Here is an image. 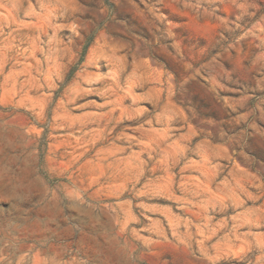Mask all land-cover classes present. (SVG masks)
<instances>
[{"label":"rangeland","instance_id":"374dc122","mask_svg":"<svg viewBox=\"0 0 264 264\" xmlns=\"http://www.w3.org/2000/svg\"><path fill=\"white\" fill-rule=\"evenodd\" d=\"M0 264H264V0H0Z\"/></svg>","mask_w":264,"mask_h":264}]
</instances>
